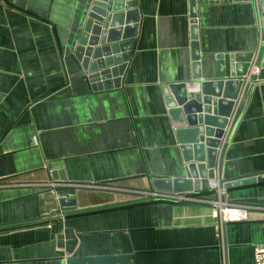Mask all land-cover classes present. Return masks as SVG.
Masks as SVG:
<instances>
[{
    "label": "crops",
    "instance_id": "0c3cea01",
    "mask_svg": "<svg viewBox=\"0 0 264 264\" xmlns=\"http://www.w3.org/2000/svg\"><path fill=\"white\" fill-rule=\"evenodd\" d=\"M93 1L0 0V264H254L264 184L227 191L248 208L240 223L214 216L206 181L152 200L151 181L186 166L162 87L191 82L188 0H136L120 85L96 90L75 57ZM196 24L202 79L223 55L253 54L246 76L257 75L258 0L197 5ZM216 150L220 182L264 173V81L244 83Z\"/></svg>",
    "mask_w": 264,
    "mask_h": 264
},
{
    "label": "water",
    "instance_id": "95a60500",
    "mask_svg": "<svg viewBox=\"0 0 264 264\" xmlns=\"http://www.w3.org/2000/svg\"><path fill=\"white\" fill-rule=\"evenodd\" d=\"M253 0H188L191 20V82L162 87L169 117L182 151V179H153L155 194L183 197L200 193L203 181L215 178L216 147L224 138L244 83L264 81V41L257 75L247 77L254 55L218 56L213 79H202L196 24L197 5ZM136 0H94L78 41L75 57L93 90L117 88L130 58L138 17ZM264 36V0H258ZM264 40V38H263ZM121 42V43H120ZM264 184V173L223 183L226 191ZM148 202H139V204ZM60 208L74 207L75 200L60 198ZM130 257L70 260L67 264H128Z\"/></svg>",
    "mask_w": 264,
    "mask_h": 264
},
{
    "label": "built area",
    "instance_id": "2783aa9c",
    "mask_svg": "<svg viewBox=\"0 0 264 264\" xmlns=\"http://www.w3.org/2000/svg\"><path fill=\"white\" fill-rule=\"evenodd\" d=\"M256 70V69H255ZM222 182L217 178L207 180L205 183L206 188L212 192L216 199L212 202L214 208V216H219L225 223L228 222H245L248 216V208L245 205L238 207H232L229 205L227 200V191L223 189ZM176 196H156L154 195L152 200H170L173 201L177 198ZM175 198V199H173ZM254 264H264V244L257 245L253 250Z\"/></svg>",
    "mask_w": 264,
    "mask_h": 264
},
{
    "label": "rangeland",
    "instance_id": "374dc122",
    "mask_svg": "<svg viewBox=\"0 0 264 264\" xmlns=\"http://www.w3.org/2000/svg\"><path fill=\"white\" fill-rule=\"evenodd\" d=\"M222 184H223V182H222ZM218 216H221L222 217V215H218Z\"/></svg>",
    "mask_w": 264,
    "mask_h": 264
}]
</instances>
